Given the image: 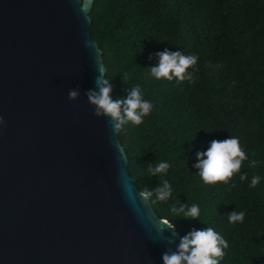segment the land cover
<instances>
[{
	"label": "water",
	"instance_id": "water-1",
	"mask_svg": "<svg viewBox=\"0 0 264 264\" xmlns=\"http://www.w3.org/2000/svg\"><path fill=\"white\" fill-rule=\"evenodd\" d=\"M83 3L0 0V264H163L179 243L87 100L105 67Z\"/></svg>",
	"mask_w": 264,
	"mask_h": 264
},
{
	"label": "trees",
	"instance_id": "trees-1",
	"mask_svg": "<svg viewBox=\"0 0 264 264\" xmlns=\"http://www.w3.org/2000/svg\"><path fill=\"white\" fill-rule=\"evenodd\" d=\"M89 17L113 99L139 85L154 105L141 125L126 124L117 134L136 189L154 190L167 179L172 197L150 202L158 218L181 236L214 228L229 244L220 264H264V0H92ZM165 49L198 55L195 83L151 76ZM230 136L248 155L241 169L248 179L205 184L194 167L197 153ZM157 161L169 163L167 175L148 173L147 164ZM192 203L201 208L200 221L170 211ZM236 210L245 220L231 224L227 214Z\"/></svg>",
	"mask_w": 264,
	"mask_h": 264
},
{
	"label": "clouds",
	"instance_id": "clouds-1",
	"mask_svg": "<svg viewBox=\"0 0 264 264\" xmlns=\"http://www.w3.org/2000/svg\"><path fill=\"white\" fill-rule=\"evenodd\" d=\"M92 5V0H84L80 11L87 13ZM158 62L151 67L150 74L157 80L173 79L182 83L187 81L195 83L194 72L198 71L199 57L196 54H185L181 51H170L165 49L156 54ZM193 69V71H189ZM104 72H98L95 78V88L85 92L87 100L94 108V115L99 118H107L112 130L120 133L126 124L141 125L144 118L150 115L154 105L144 98L143 91L139 85L131 87L126 98L113 99L112 83ZM69 99L73 102L80 97L79 89H70ZM0 127H6L3 117H0ZM248 160L246 151L242 148L237 137L230 136L224 140H213L206 151L197 153V163L194 165L199 170L198 176L205 184L215 185L217 183L229 184L234 176L239 175V180L248 179L246 173L241 172L244 162ZM258 161L252 160L249 167L255 168ZM170 168L169 163L157 161L155 165L147 164L148 173L151 176H165ZM260 183V176L255 175L251 179V187L255 188ZM231 187H235L232 183ZM126 192L134 199L130 186ZM155 195L156 200L166 202L172 197V186L167 179H161V183L154 190L145 188L139 192L142 202H151ZM175 217L183 220H199L201 208L192 203L183 205L173 204L170 208ZM245 211H233L227 214L229 223H243ZM165 228L157 226L160 235L166 230L179 236V243L174 238H169V243L176 244L175 249H167L162 254L163 264H220L225 256V250L229 247L226 239L216 232L212 227L204 229H192L185 235L175 231V224L168 220L161 221Z\"/></svg>",
	"mask_w": 264,
	"mask_h": 264
}]
</instances>
